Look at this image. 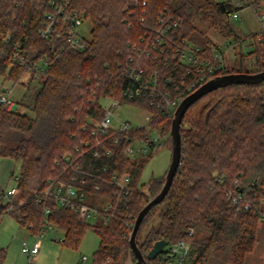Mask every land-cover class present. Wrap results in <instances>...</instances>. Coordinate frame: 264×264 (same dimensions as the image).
I'll list each match as a JSON object with an SVG mask.
<instances>
[{
  "label": "trees",
  "instance_id": "16d2710c",
  "mask_svg": "<svg viewBox=\"0 0 264 264\" xmlns=\"http://www.w3.org/2000/svg\"><path fill=\"white\" fill-rule=\"evenodd\" d=\"M261 1L244 0L254 7H259ZM70 3L92 24L87 48L81 52L62 46L61 41L38 36L39 21L48 10L45 0H0V77L10 79L13 85L21 82L26 88L14 110L0 107V158L20 162L17 193L7 203L0 198V218L9 209L6 215L36 234L46 206L51 225L64 231L60 241L63 246L77 249L90 228L99 238L92 264H123L128 256L136 264L128 243L132 226L128 227L124 219L133 225L139 211L161 190L166 173L140 183L143 167L152 156L125 157L124 135H118L117 142L113 138L106 140L103 146L110 150V155L94 163L99 171L101 165H107L109 171L130 174L129 196L120 218L90 225L52 199L37 202V196L49 183L67 182L74 175L63 157L76 154L84 140L93 144L95 139L90 132L104 114L101 101L111 96L121 99V91L127 86V80L120 77L118 64L126 59L129 47L146 35L147 28L156 24L161 12L180 21L171 34L175 41L188 40L204 46L198 43L200 33L195 27V17L204 14L209 27L232 37L233 42H241L230 19L238 8L230 0H70ZM7 35L9 43L4 40ZM15 44H19L21 55L29 62L47 60L46 73L38 80L25 67L14 64L9 69V53ZM207 46L206 53L210 55L212 45ZM254 47L248 55H255L258 68L250 73L264 70V43H255ZM172 55V51H149L143 62L165 75L171 73V65L165 61ZM242 72L224 69L214 77ZM263 101L264 81L218 88L187 109L180 126L178 171L167 195L145 215L136 233V244L144 257L157 240H166L168 244L183 240L189 244L190 252L196 254L193 264H202L211 249L229 252L237 264H245L257 243L258 226L264 221L256 212L238 210L227 194H240L264 212ZM123 102L148 108L145 101ZM18 106L30 109L32 116L19 112ZM153 115L150 126L161 130L165 138L162 148L171 149L172 116L158 112ZM135 132L127 135L143 136L144 130ZM87 182L94 185L98 181L90 178ZM112 190L106 185L97 193L110 198ZM155 215L158 225L142 234L145 223ZM164 255L161 251L146 262L182 264L186 259L177 263L166 260ZM5 258L6 249L0 248V264Z\"/></svg>",
  "mask_w": 264,
  "mask_h": 264
},
{
  "label": "built area",
  "instance_id": "2783aa9c",
  "mask_svg": "<svg viewBox=\"0 0 264 264\" xmlns=\"http://www.w3.org/2000/svg\"><path fill=\"white\" fill-rule=\"evenodd\" d=\"M48 10L43 13L38 27L37 34L44 40L61 41L62 46L76 51H83L87 48L89 40L82 35L81 27L87 19L80 12L72 8L70 0H45ZM134 5L138 6L135 1ZM237 11L230 15L231 20L239 19L240 10L247 7L237 3ZM261 28L259 33L252 36V43H264V15L259 18ZM142 21V19H140ZM180 21L174 19L166 12H161L154 26L147 28L146 35L140 37L136 44L129 47L128 55L123 62L118 64L120 77L127 80V86L121 91L120 98L111 96L101 101L104 111L102 118L94 123L90 136L95 139L93 144L90 140H84L81 149L73 156L67 154L63 161L68 169L74 173L69 181L58 180L51 182L37 196V202L52 199L56 205L75 213L79 218L88 221L91 225L106 223L109 219L120 218L123 215L122 209L126 207L129 196L130 174L128 172L109 171L107 165H101L100 171L95 169V161L103 156H109L110 150L104 147L106 140L113 138L117 142L118 135H124L127 146L124 149V156L131 159H141L154 155L163 146L164 137L161 130L152 128L150 123L153 114L162 113L173 116L180 102L189 94L193 93L205 82L214 77L215 73L224 70L222 52L217 47H211L210 55L206 53L208 46L195 45L188 40L175 41L171 36L172 31L179 27ZM4 40L9 43L10 35ZM228 44L227 49L233 44ZM226 48V47H225ZM161 53L172 51L173 55L166 59L165 63L171 65V73L163 75L160 69H150L144 65L143 59L149 56V51ZM3 55V54H2ZM1 55V56H2ZM10 66L17 65L27 68L33 73L34 79L46 73L47 60L43 59L38 63L29 62L21 55L19 44H15L9 53ZM56 56V55H55ZM156 61V59H154ZM8 72L6 73V75ZM4 81H11L2 76ZM165 78L163 85L162 81ZM12 82V81H11ZM12 86L0 85V107L5 111H12L16 108V102L9 97ZM123 101H135L147 103L148 108L132 105L146 113L145 123L139 126H132L128 121L117 120L115 111L123 105H131ZM108 102L107 106L104 103ZM264 106V101L262 102ZM144 130L143 136L137 134L127 135L133 131ZM136 133V132H135ZM105 174V175H103ZM75 175L80 177L77 178ZM14 184L17 182V175L11 176ZM97 180L94 185H88L89 179ZM111 186L112 196L108 198L100 192L102 186ZM17 193L16 186L6 189L0 188V198L3 203L10 201ZM227 198L244 211L256 212L258 218L264 221V212L258 211L250 201L238 195L227 194ZM9 209L5 211L7 213ZM50 213L48 207L42 210V225L35 235V241L31 246H23L21 252L28 258V264L39 251L38 242L50 230H55L48 220ZM3 216V215H2ZM1 216V217H2ZM129 227L132 224L124 219ZM192 233V230L189 234ZM59 241V240H58ZM164 258L169 261H181L187 257L190 248L186 241L179 240L168 244L163 248ZM87 258L83 257L82 261Z\"/></svg>",
  "mask_w": 264,
  "mask_h": 264
},
{
  "label": "rangeland",
  "instance_id": "374dc122",
  "mask_svg": "<svg viewBox=\"0 0 264 264\" xmlns=\"http://www.w3.org/2000/svg\"><path fill=\"white\" fill-rule=\"evenodd\" d=\"M225 1V0H217ZM236 6L242 3L247 7L238 13L239 19L232 20L231 25L235 33L239 36L241 42L233 44L228 49V44L233 43V38L220 33L209 27L208 21L204 14L200 13L195 17V27L200 33L198 35L199 44L204 46H217L222 52V60L226 70L238 69L246 72H253L258 67L255 55H248L253 52L255 47L249 45L252 43V35L259 33L261 23L259 18L264 15V0L259 7H254L244 0H230ZM92 24L89 20L84 21L81 27L82 35L85 39H90ZM211 46V47H212ZM226 47V48H225ZM26 76L25 84L27 82ZM0 85L12 86L9 97L16 103L20 100L26 88L19 82L15 85L11 81H4L0 77ZM108 102L104 103L107 106ZM18 111L32 116L30 109L18 106ZM146 113L132 105H123L115 111L117 120L128 121L132 126L144 124ZM171 159V149L168 147L160 148L144 165L140 183H147L153 178L163 176L168 170ZM20 162L11 159L0 158V188L9 189L13 187L14 181L11 174L16 176L19 173ZM12 176V177H13ZM88 223V221H87ZM159 223L158 216L155 215L144 225L142 234L150 227H155ZM90 224V223H89ZM91 225V224H90ZM257 243L251 254L246 257L245 264H264V224L258 226ZM64 238V231L55 228L52 232L49 230L46 235L38 242L39 251L31 259L32 264H92L93 255L98 248L99 238L93 229H87L79 243L77 249H71L63 246L60 241ZM59 240V241H58ZM35 241V235L30 233L25 227H22L10 215H3L0 218V248L6 249V258L3 264H28V258L21 252L23 246H31ZM196 254L189 251L186 259L182 264H193ZM86 257L85 261L82 258ZM131 260V257L128 256ZM124 264V263H123ZM202 264H237L229 252L219 253L212 249L208 251Z\"/></svg>",
  "mask_w": 264,
  "mask_h": 264
},
{
  "label": "water",
  "instance_id": "95a60500",
  "mask_svg": "<svg viewBox=\"0 0 264 264\" xmlns=\"http://www.w3.org/2000/svg\"><path fill=\"white\" fill-rule=\"evenodd\" d=\"M264 81V70L256 73H228L215 76L205 82L201 87L193 93L186 96L176 108L170 126L171 138V159L168 170L166 171L164 183L159 193L152 198L137 214L132 225L131 233L128 238L130 250L133 253L136 264H147L146 259L152 260L158 256L164 247L168 245L166 240H157L153 242L150 250L144 257L136 244V233L142 223L145 215L158 203H160L167 195L172 181L178 171L181 159V135L180 126L182 118L187 109L204 95L218 88L226 87L234 84H257ZM15 109V107H14Z\"/></svg>",
  "mask_w": 264,
  "mask_h": 264
},
{
  "label": "crops",
  "instance_id": "0c3cea01",
  "mask_svg": "<svg viewBox=\"0 0 264 264\" xmlns=\"http://www.w3.org/2000/svg\"><path fill=\"white\" fill-rule=\"evenodd\" d=\"M124 264H134L130 259H127Z\"/></svg>",
  "mask_w": 264,
  "mask_h": 264
}]
</instances>
